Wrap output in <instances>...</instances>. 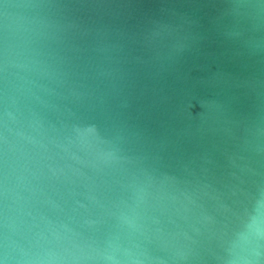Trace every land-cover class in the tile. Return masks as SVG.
<instances>
[{"label": "water", "instance_id": "obj_1", "mask_svg": "<svg viewBox=\"0 0 264 264\" xmlns=\"http://www.w3.org/2000/svg\"><path fill=\"white\" fill-rule=\"evenodd\" d=\"M0 264H264V0H0Z\"/></svg>", "mask_w": 264, "mask_h": 264}]
</instances>
